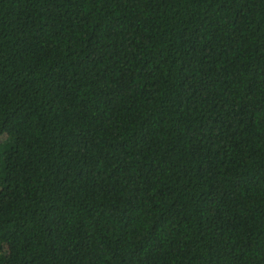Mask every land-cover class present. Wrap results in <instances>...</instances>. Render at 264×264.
I'll return each instance as SVG.
<instances>
[{
	"label": "trees",
	"instance_id": "trees-1",
	"mask_svg": "<svg viewBox=\"0 0 264 264\" xmlns=\"http://www.w3.org/2000/svg\"><path fill=\"white\" fill-rule=\"evenodd\" d=\"M0 264H264V0H0Z\"/></svg>",
	"mask_w": 264,
	"mask_h": 264
}]
</instances>
